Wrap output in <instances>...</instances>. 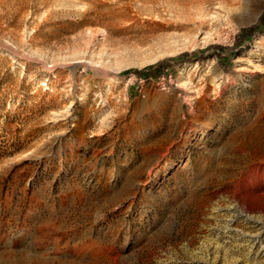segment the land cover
I'll list each match as a JSON object with an SVG mask.
<instances>
[{"label": "rangeland", "instance_id": "1", "mask_svg": "<svg viewBox=\"0 0 264 264\" xmlns=\"http://www.w3.org/2000/svg\"><path fill=\"white\" fill-rule=\"evenodd\" d=\"M257 1L0 0V264H264Z\"/></svg>", "mask_w": 264, "mask_h": 264}, {"label": "trees", "instance_id": "2", "mask_svg": "<svg viewBox=\"0 0 264 264\" xmlns=\"http://www.w3.org/2000/svg\"><path fill=\"white\" fill-rule=\"evenodd\" d=\"M259 21L264 22V12L259 16ZM257 25H252L247 28L241 29V33L237 35V39L235 44L240 45V44H247V42L250 40V37L252 33L257 29ZM247 46V45H245ZM187 54V53H186ZM185 53H181L180 55L174 57L173 59H170L173 61V63H179L185 60H190L189 56L186 55ZM188 58V59H186ZM195 61L199 60L200 57L196 56L194 57ZM219 62L222 63V61L218 58ZM171 66L169 63V60L162 61V62H157L153 65H150L149 67L143 68V69H133L132 72L135 73L138 77H149V76H159L163 73V70L165 67ZM171 68V67H170Z\"/></svg>", "mask_w": 264, "mask_h": 264}, {"label": "bare ground", "instance_id": "3", "mask_svg": "<svg viewBox=\"0 0 264 264\" xmlns=\"http://www.w3.org/2000/svg\"><path fill=\"white\" fill-rule=\"evenodd\" d=\"M176 1L180 2V0H176ZM246 2H247V0H243V5L244 6H245ZM232 6H233V2L232 1H228L227 5L224 6V8H223L224 13L228 14V13L232 12V9H233ZM263 6H264V0H258L252 7L247 8V10H248L247 16L239 17L237 22L239 24H243V23L249 22L251 19H253L256 16L258 10L261 7H263ZM181 13H182L184 22L186 24H189L190 22H196L197 24H203L204 21H205V17L203 16L200 19L195 20V16L194 15L197 14V15L202 16V15H206L207 14L202 9H196L194 12L191 11V10H188V9H182Z\"/></svg>", "mask_w": 264, "mask_h": 264}]
</instances>
